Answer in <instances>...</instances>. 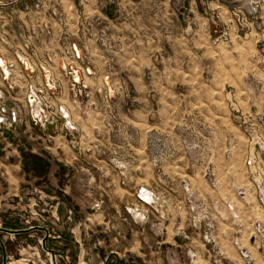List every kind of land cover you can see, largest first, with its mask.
Wrapping results in <instances>:
<instances>
[{
    "label": "rangeland",
    "instance_id": "obj_1",
    "mask_svg": "<svg viewBox=\"0 0 264 264\" xmlns=\"http://www.w3.org/2000/svg\"><path fill=\"white\" fill-rule=\"evenodd\" d=\"M119 1L0 0V140L30 141L52 206L50 241L0 244V264H250L237 229L252 218L264 256V0ZM108 12L159 48L117 52Z\"/></svg>",
    "mask_w": 264,
    "mask_h": 264
},
{
    "label": "crops",
    "instance_id": "obj_2",
    "mask_svg": "<svg viewBox=\"0 0 264 264\" xmlns=\"http://www.w3.org/2000/svg\"><path fill=\"white\" fill-rule=\"evenodd\" d=\"M118 2L120 3L119 0ZM130 3H133V1H124L126 12L129 10ZM139 12L140 11H138V19L140 22L141 18L147 19L143 12ZM113 14L112 12H108V17L111 18L110 21L114 23L111 42L115 45L114 49L117 52L123 50L126 54L125 56L130 57L134 44L137 45L139 52L143 51L145 46H149L153 49L159 48V32L154 33L151 29H144L141 27V23L132 26L127 22V18L123 19L118 17L117 20L115 17L113 18ZM135 29L139 30L136 31ZM152 29H155V27H152ZM78 31H80V29H78ZM117 40L121 46L119 50L116 48ZM77 52L80 54L82 52L78 44L71 50V55L75 59V62H79ZM3 65L4 60L3 64H0V66ZM28 77L26 76L25 78ZM74 77H76L74 78L76 81L78 77L76 75ZM0 93L2 94L1 90ZM32 96H34L36 100L34 105L31 103ZM27 98L31 104L30 113L32 119L34 123H37V120L35 121L34 118V109L36 107L38 108V96L35 91H29ZM37 126L40 125H35L36 128ZM26 151L28 154H36L34 150H31L30 141H28L27 147L23 148L19 140L15 138L13 140H0V244L4 247L2 253L9 257L15 252L12 245H15L16 249L17 244L21 240H27L30 243L36 241H45L47 243L50 241L48 226L50 227V223H52V206L50 205V207H48L46 201H40V204L36 203L35 188H37V174L35 167H31L29 164L30 157H27ZM242 222L243 228H238L237 231L241 232L240 240L242 241V245L246 247L253 259L251 263L264 264V256L259 252L258 246L254 244L258 242V238L253 240L254 236H257L254 220L252 218L243 219ZM223 226L228 228L227 234L231 238L233 234L232 229H234L232 222L229 220L225 221ZM58 238L61 240L62 236H58ZM53 239L57 238L54 237ZM230 251L236 253V256L232 255L233 258L236 257V259H240L235 247H230Z\"/></svg>",
    "mask_w": 264,
    "mask_h": 264
},
{
    "label": "bare ground",
    "instance_id": "obj_3",
    "mask_svg": "<svg viewBox=\"0 0 264 264\" xmlns=\"http://www.w3.org/2000/svg\"><path fill=\"white\" fill-rule=\"evenodd\" d=\"M0 64H3V60H2V58H0ZM39 103H38V108L36 107L35 109H34V117L35 118H37L38 119V117L41 115V109H40V107H39Z\"/></svg>",
    "mask_w": 264,
    "mask_h": 264
},
{
    "label": "built area",
    "instance_id": "obj_4",
    "mask_svg": "<svg viewBox=\"0 0 264 264\" xmlns=\"http://www.w3.org/2000/svg\"><path fill=\"white\" fill-rule=\"evenodd\" d=\"M2 111H4L3 113H5V110H4V109H2ZM0 117H1V116H0ZM2 117H3L4 119L6 118V117H4V116H2ZM13 118L16 119V112L13 113ZM4 119H2V120H0V121H4ZM1 251H2V250H1ZM1 251H0V252H1Z\"/></svg>",
    "mask_w": 264,
    "mask_h": 264
},
{
    "label": "water",
    "instance_id": "obj_5",
    "mask_svg": "<svg viewBox=\"0 0 264 264\" xmlns=\"http://www.w3.org/2000/svg\"><path fill=\"white\" fill-rule=\"evenodd\" d=\"M31 103H32V105H34L36 103V100L34 99V96H32V98H31ZM35 121H36V118H35Z\"/></svg>",
    "mask_w": 264,
    "mask_h": 264
}]
</instances>
